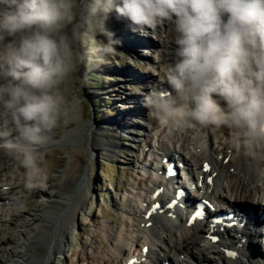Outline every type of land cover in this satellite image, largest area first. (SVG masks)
<instances>
[{"label": "clouds", "instance_id": "clouds-1", "mask_svg": "<svg viewBox=\"0 0 264 264\" xmlns=\"http://www.w3.org/2000/svg\"><path fill=\"white\" fill-rule=\"evenodd\" d=\"M113 13L147 35L170 25L173 59L143 106L157 132L227 129L233 148H264V0H0V153L41 174L40 147L60 123L62 86Z\"/></svg>", "mask_w": 264, "mask_h": 264}, {"label": "rangeland", "instance_id": "rangeland-1", "mask_svg": "<svg viewBox=\"0 0 264 264\" xmlns=\"http://www.w3.org/2000/svg\"><path fill=\"white\" fill-rule=\"evenodd\" d=\"M167 25L170 27L165 22L153 30H148V41L152 42L154 46L158 45V50L152 51L150 49L148 54H145L146 51L143 50L128 52L124 50L126 47L119 46L115 42L116 37L121 34H129L136 38L140 35L130 30L129 22L117 18L115 13L103 22L102 33L92 41L93 44L111 42L113 51L110 54L101 55L94 52L88 42L81 45L84 61L79 72L62 86L65 104L62 109L60 123L57 128L51 131L57 139L41 152L40 167L43 172L40 175L43 177L45 174L47 175L46 182L43 181L39 185L30 183L35 185L24 188L25 184H29L25 177V170L19 164L12 169L13 192L21 197L17 204L19 210L14 211L8 224H4V218H0V224H3L0 231H4L12 240H24L22 237L23 232L31 235L34 225L28 224L27 221L30 220L33 213H38L43 208L44 204H40V201H44L47 206L50 205L51 199L49 198L53 194L54 186L64 181L63 173L71 160L67 149L71 146L84 149L81 154L83 162L79 172L81 175L76 177L77 182L72 189V194L63 202L64 207H54V214L50 215L47 226L54 224L57 227V225L60 226L61 222H65L69 214L70 204L81 195V208L74 215L75 225L64 228L68 244L67 242L63 243L64 253L61 257L58 256L62 258L60 264L109 263L104 261V255L110 247L109 243H111L112 238L107 239L104 232L99 229L105 222L109 223L114 230L112 237L116 238L118 231L127 224L121 209L125 204L135 203L132 197L126 196L127 191L132 187L144 186L140 184L141 164L140 161L139 164L137 161L140 159L139 152L142 150L140 148L149 142L148 139L154 133L160 135V140L172 137V139H178L181 143V139L178 138L179 131L171 133L157 132L153 121L150 120L146 124L145 119L136 117L139 110L131 114L124 107L125 104H130L134 99L140 101V109H143L142 112L144 111L142 118H145V114H147L145 110L147 109L143 106V95L149 91V85L147 80L144 82H138L136 78L134 80V76L158 78L157 76L163 70L162 60L168 58V56L163 57L161 52L174 53L173 48L171 49L169 46L165 48L161 41L162 37L160 35L163 34L162 32H164ZM120 73H124L125 76L123 77ZM153 73L157 76H154ZM73 101L76 102V108L69 107ZM121 114L123 117L120 116ZM130 116H135V118L131 120ZM121 117L125 123L124 129L117 128L116 131H113V128L105 129L101 134V139L114 142L116 148H113L111 153H107L106 149H102V147L95 152L89 149L88 123L91 126L106 124L112 119H120ZM134 121L139 122L140 127L135 126ZM151 126L154 127L153 132L150 130ZM206 129H209V131L206 130L207 132L204 134L208 135L210 133L212 148L222 154V148L230 140L231 133L223 128L210 127ZM188 133V138L185 139L186 145H184L187 152L185 154L192 155L194 151L193 142L203 132L200 135L197 132L198 137L196 132L193 134ZM205 135L203 139L206 138ZM59 138L60 140L63 138L60 141L61 143ZM136 165L137 169L135 168ZM15 170L19 171L18 177L14 175ZM37 186L43 191L42 194L45 193L42 195H45L44 199L37 193ZM82 191L85 192L83 198ZM1 203L6 202L1 201ZM3 204H0V210H3L2 216L8 210V206L6 204L3 206ZM259 248L264 253L263 243L258 246ZM63 255L64 257H62ZM2 259L6 264H10L15 260L9 257H3Z\"/></svg>", "mask_w": 264, "mask_h": 264}, {"label": "bare ground", "instance_id": "bare-ground-1", "mask_svg": "<svg viewBox=\"0 0 264 264\" xmlns=\"http://www.w3.org/2000/svg\"><path fill=\"white\" fill-rule=\"evenodd\" d=\"M162 33L163 34L159 35L162 37L161 40L164 47L166 48L169 46L171 49H174L175 46L172 43L170 36V27L168 25L165 26L164 32ZM138 36L136 38L129 34H121L116 37L115 42L119 44V46L122 45L131 51H146L145 54H148L150 49H152V51L157 49L158 45L154 46L152 42L142 38L145 37V35L140 34ZM119 39L120 41H118ZM134 39L137 41L144 39V41L147 42V45H139L135 49ZM167 52L168 51H165V53L164 51L161 52L163 57L168 56L167 60H165V58L162 60L163 70L165 65L170 63L173 59L174 53L172 52L171 54H167ZM163 70L160 72L159 78L149 77L152 87L155 86L162 90V87L166 86V84L161 80ZM120 75L123 77L125 76L124 73H120ZM135 78L137 80L144 79L142 76H134V80ZM127 98L129 99V97ZM132 101L131 102L133 104L131 102L128 105L125 104L124 107L126 111L133 114L139 110L136 117L146 120V118H142L144 116H142L144 111L142 112L143 109H140V101L135 99ZM69 107L76 108V102H71ZM120 116L123 117L122 114ZM122 117L120 119H112L106 122V124H97L95 126H91V124L88 123L89 149L95 152L100 150L102 147V149H106L107 153H111V150L116 148V144L112 141L109 142L101 139V134L105 129L109 130L113 128V131H116L117 128L124 129L123 126L125 123L123 122ZM134 125L140 127L139 122L134 121ZM206 130L209 131V129L206 128L179 131L178 138L181 139V143L178 144L179 140H174V138L170 139V142L174 143L176 146V152L181 153L191 167L198 169V175L204 173L201 170V162L203 160L208 159L212 162L211 165L213 164V171L218 172V179L214 187L211 188V194H213L214 197L219 198L223 203H226L227 208L238 207L246 203L264 206V148L257 149L254 155H246L242 151L233 148L232 145L227 142L222 148V154L219 158V152H216L212 148V145H210V133L208 135L204 134L207 132ZM188 132L191 134L199 132V135L203 132L201 136L197 133V137H199L193 142L195 153L192 155L185 154L187 152L184 145H186L185 139L188 138ZM47 135L48 140L40 147V152L44 151L45 148L50 146L57 139L52 132H49ZM204 135L206 137L205 139H203ZM62 139L60 140L59 138V142L62 141ZM207 141H209V145L207 144ZM71 147L67 149L71 160L64 170V181H61L54 186L53 194L49 198L51 199L50 205L47 206L44 201H40V204H44L43 208L39 210L38 213H33L30 220L27 221L28 224L34 225V230L31 231V235L23 232L22 237L24 240H12L4 231H0V264H6L2 259L3 257L15 259L13 262L11 261L12 263L10 264L61 263L62 258H59L58 256L61 257L64 253L65 249L63 248V243L67 242L68 244L64 228L75 225L74 215L81 208V195L70 204L69 214L67 215L65 222H61L60 226L57 225V227H55L54 224H49V226H47V222L50 215L54 214V207L65 206L63 202L71 196L73 191L72 189L77 182L76 177L81 175L79 174L83 163L81 154L84 149ZM153 151H151V154L149 155L150 157L157 153ZM141 153L143 156L140 161L141 181L148 180L151 184L155 180L149 178V167L146 164V162L149 161L145 160L144 156L146 154L143 153L142 150ZM162 156L160 158H162ZM154 157L156 158V156ZM224 159H226L225 162ZM17 164L18 162L13 160L11 157L4 153H0V203L1 201L6 202V205L8 206V210H6L3 216H0V218H4V224H8V221L12 219V214H14L15 210H19L17 204L21 197L14 194L11 179V171ZM231 168H233L232 172L229 170ZM16 171L17 170H15L14 175L15 177H18L19 171ZM41 175H34L31 178L30 183L39 185V183L43 181L46 182L47 175L45 174L44 177ZM220 180L222 181L219 182ZM33 185L29 186V184H25L23 187L30 188ZM151 189L150 185H147V187L139 194H137L139 191L138 189H133L128 192L126 196H130L131 194L130 197L133 198L135 203L131 204L130 202L131 205L125 204L122 207L121 212L125 216L126 220L129 221V225L123 226V228L118 231V236L116 238L112 237L114 230L112 225L109 223L107 224V222H105L102 224L101 229H99L104 232L107 239L112 238L110 241L111 243H109L110 247L109 249L107 248L108 251L106 250V254L104 255V261L109 262L108 264H123L128 257V255H126L128 247L129 250L134 248V251L138 252L145 244L149 246L150 255L148 262L152 264H155L158 260H163L168 257L173 258L176 261L178 260L177 264H189L188 259H192L194 264H264V255L261 257L258 256L254 247L253 249L255 253H253V256L245 255L243 247H238L239 240L234 239V236H232L231 233L226 232L225 240L229 241L227 244L222 243V241L213 244L209 241L208 235L206 234V225L199 222L194 225L187 226L186 221L181 218L180 213L178 212H176V218L172 219L165 213L152 216L148 219L152 221L151 226H148L147 224L145 225L148 220L144 218L145 211L142 204V198H150L152 193ZM42 192L43 191H41V189L37 186V193L40 197L45 194H42ZM84 193L85 192H83L82 198L85 197ZM42 197L44 199L45 195ZM2 226L3 224H0V228H2ZM64 246L66 245L64 244ZM226 247H233V249L237 251V256L228 257L225 253ZM62 257H64V255ZM122 259L124 260L122 261ZM259 259L261 260V263L258 262Z\"/></svg>", "mask_w": 264, "mask_h": 264}, {"label": "snow or ice", "instance_id": "snow-or-ice-1", "mask_svg": "<svg viewBox=\"0 0 264 264\" xmlns=\"http://www.w3.org/2000/svg\"><path fill=\"white\" fill-rule=\"evenodd\" d=\"M204 167H205V170L208 169V165H207V164H205ZM171 171H172V169L169 168V172H171ZM209 182H211V179L209 180ZM203 203H204V204H207L208 202H207V201H204ZM158 207H159V205H154V206H153V210H155V208H158ZM169 207H171V205H169ZM199 215H202V213H201L200 211H197V212L195 213L193 219L195 218V216H199ZM211 239L216 240L217 237L212 236ZM229 255H235V253H229ZM129 264H135V262H134V261H130Z\"/></svg>", "mask_w": 264, "mask_h": 264}]
</instances>
